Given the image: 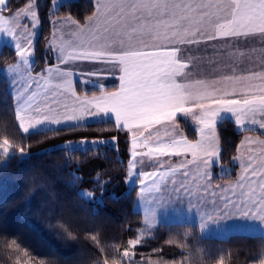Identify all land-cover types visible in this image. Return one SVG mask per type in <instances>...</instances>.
Listing matches in <instances>:
<instances>
[{"label":"trees","instance_id":"trees-1","mask_svg":"<svg viewBox=\"0 0 264 264\" xmlns=\"http://www.w3.org/2000/svg\"><path fill=\"white\" fill-rule=\"evenodd\" d=\"M54 0H38L39 33L34 74L54 63L49 50L53 19L70 17L85 24L96 11L95 0H67L52 11ZM28 0H10L14 13ZM11 45L0 51V264H262L264 237L236 233L204 236L198 224L160 223L147 227L136 210L139 184L129 188L131 134L112 119L24 132L17 102L4 68L18 62ZM79 92L82 86L77 85ZM116 89V85L105 90ZM92 88L88 94L101 93ZM185 136L197 131L178 120ZM220 165L232 166L245 132L233 119L216 125ZM113 139L86 150L60 146L68 141ZM4 140L15 150L7 163ZM21 152L25 155H21ZM215 180L233 179L237 167ZM83 192H87L84 194ZM136 240L133 246L129 241ZM128 251L129 256L123 255Z\"/></svg>","mask_w":264,"mask_h":264},{"label":"snow or ice","instance_id":"snow-or-ice-1","mask_svg":"<svg viewBox=\"0 0 264 264\" xmlns=\"http://www.w3.org/2000/svg\"><path fill=\"white\" fill-rule=\"evenodd\" d=\"M5 4L6 0H0V6ZM226 4L231 6L230 18L222 20L219 13L226 10ZM32 16L37 13L32 12ZM10 23L13 26L19 24L16 17L10 21L0 16V25ZM32 27L35 28L36 24ZM4 30L12 33L13 28ZM197 33L207 35L209 39L264 36V0H97L94 15L89 17L86 30H81L87 47L68 53L67 59L114 61L121 73L118 89L80 98L75 95L71 80L65 78L66 73H58L63 82L51 89L47 81L41 84L36 79L37 90L27 95L20 105L19 126L28 132L37 125H61L78 121L83 116L105 115L114 117L117 128L146 130L150 126L174 122L177 113H192L202 125L200 141L192 142L181 137L148 147L134 133L131 138L133 162L128 167L130 170L134 168L135 158L140 155L163 157L185 153H191V163L198 165L201 161L198 157L216 154L211 137L205 136L204 132L213 130L215 118L222 111L233 113L237 124L244 123V115L264 114V84L255 86L240 81L239 87L233 85L232 93H229L203 81L187 82L184 79L186 66L177 53L179 45L198 42L193 39ZM31 35H25L28 48L32 43ZM28 48L17 44V54L24 64L28 63ZM64 62L62 56L61 63ZM252 78L264 80V74L253 73ZM30 88H25V92ZM242 88L252 90L244 92ZM214 92L221 94L214 95ZM65 95L71 96L72 105L63 102ZM230 95L243 98H228ZM189 103L193 106L186 107ZM194 109L200 115L196 116ZM252 122L256 123L255 120ZM261 127L264 128V124ZM8 143V140L3 141L5 146ZM141 147H146L147 153L138 151ZM4 151L7 152L8 148L4 147ZM238 187L240 192H233L236 200L225 201V211L227 204L231 203L232 208L244 216L264 222V171L249 163ZM136 243V240L129 241L133 246ZM123 255L128 257V251Z\"/></svg>","mask_w":264,"mask_h":264},{"label":"crops","instance_id":"crops-1","mask_svg":"<svg viewBox=\"0 0 264 264\" xmlns=\"http://www.w3.org/2000/svg\"><path fill=\"white\" fill-rule=\"evenodd\" d=\"M9 1L10 0H6V4L4 6H0V16L8 18L10 21L12 17H16V20L19 22V24L18 26H13L11 23L9 25H0V51L5 45L13 46L16 49L17 53V44L21 45L22 47L28 48L25 40V35L28 33H32V35L29 37L32 43L31 47L28 48L29 55H27L30 62L34 57L35 44L39 32L38 14L35 17L32 16V12L37 13V8L33 7V5H25L16 10L14 13H5ZM96 2L97 0H95V3ZM224 8L226 10L219 13V18L222 20L230 18L231 13L230 5L226 4L224 5ZM29 22L32 23L30 24ZM88 23L89 19L85 24H79L70 17H56L53 19V33L49 41V50L51 51L54 58V63L47 67L48 71L46 69V73L44 72L42 74H34V78L28 79L29 81H25V79L22 80V78L18 80L19 77L17 78V80H15V83L18 84L17 90L19 91L17 93V103L19 102L20 93H23L26 98V96L31 94L32 91L37 90L34 84V81L36 79H39L41 84L47 81L49 89H51L56 84L63 82L58 73L63 72L67 74L69 71H72L71 66L73 65L77 67V72L79 74H83L87 79L91 80L86 81L83 85L85 90H87V87H93L94 85H91V82H98L101 78H103V74L116 76L119 75V66L116 65L114 61L67 59L68 53L79 52L87 47V44L81 36V30H86V26L88 25ZM33 24H36L35 28L32 27ZM8 27L13 28L12 33L4 30ZM193 39L198 42L179 45L180 51L177 53L178 58H180L181 62L186 66L184 68V79L187 82L195 83L196 81H203L208 85H214L217 88H224L229 93H232L233 85L239 87L240 81H243L245 84H252L255 86L264 84V80H261L259 78H252L253 73L264 74V36H260L259 34L239 38H227L218 36L216 39H209L207 35H201L197 33L193 37ZM53 41L55 42L53 43ZM151 43L152 41H149V44ZM246 44H249L254 49L248 48L249 50H246ZM62 56L65 58L64 63H61ZM21 62H23V60L19 56L18 63ZM49 69H51V71H49ZM49 72L50 76L48 77L47 75ZM70 77L71 76L68 74L65 78L70 79ZM112 85H116V89L110 91H115L119 87V83H113ZM29 86H31V88L26 93L25 88H28ZM106 87H109V85H107ZM14 88L16 90L15 86ZM93 88H100L102 90L106 89H103L100 86H94ZM72 89L74 90L75 95L80 98H90L92 96H99L101 94H87L86 92L84 93V91L83 93H79L77 88L73 84ZM251 90L252 89L248 88L241 89V91L244 92ZM61 91H63V89ZM209 91H212V89L210 88ZM213 94L220 95L221 93L214 92ZM228 98L241 99L243 97L240 95H230ZM37 99L39 100L41 99V97H38ZM63 99L65 103L72 105L73 100L71 96L65 95ZM192 106L193 105L191 103L186 105V107ZM194 113L196 116L200 115V112L196 109H194ZM108 118L115 121L113 116L99 115L83 116V118L78 120V122L88 119L100 121ZM192 118L195 119L192 113H189L187 115L184 113H177L174 122H167L161 125L150 126L146 130H126L130 132L131 138L135 133L141 139L143 144H147L148 147H154L156 144L161 142L169 143L174 139L186 137L181 127H173V125L180 124L178 120L184 119L189 121L197 131V138L195 140H190L187 137L186 138L192 142H197L202 139V125H200L199 123H194L192 121ZM226 118L230 117H225V119ZM242 118L244 120L245 126L255 125L252 121L257 120L259 123V120L264 119V114L256 113L254 116L248 114L242 116ZM233 120L236 122L235 119ZM218 123L214 125V128L211 132H209L208 130H205L204 132L205 136L211 137V142L214 145V150L216 153L215 155L209 157H198V161L201 160L198 165H194L191 163L193 159L191 153H185L180 156L168 155L163 157L140 155L135 159H142V161H144L143 166L146 169H144V172L139 173L138 177H140V181H143V177H147L149 175L153 177L158 175V177L153 179L158 183L161 182L160 180H164V178H162L161 176L165 171L167 172V174H169L170 170H166L167 165L171 166V175L174 176L173 179H176L174 181V188L178 193V195H176V198L180 201L179 206L183 204V200L185 201V205L191 204L192 206H196L198 205L200 199H204V202L202 203L203 209L196 211L195 218L193 217L191 219L192 221L187 222H185L186 219H184V222L182 223L198 224L201 231L202 225H209L207 228H213L214 230L219 231H242L245 229V223L243 219L244 215L238 210L233 209L231 203L227 204V211H225V201L229 199L235 201L236 196L233 195V192H231V190H224V188L221 187L223 185H226L224 183H233L235 181L240 183L241 176L244 174V168L249 163H251L253 167H257L260 171H264V134L260 130L255 128H246L244 130H241L249 131L245 132L242 137L238 154L234 157L232 166H227L232 169L233 167H237V174L233 179L216 181L214 179V167L220 165L221 151V144L216 131V125ZM147 150L148 149L146 147H141L140 149H138V151L142 153H147ZM235 158H237V163L234 162ZM132 160L133 158L131 155L129 163H131ZM153 164H155L156 166H153ZM152 167H156L157 170L151 169ZM222 169L225 168L220 165V175L230 174V172L222 174ZM239 192L240 191H236L235 193L238 194ZM175 205H178V203H175ZM142 214L144 215V213Z\"/></svg>","mask_w":264,"mask_h":264},{"label":"rangeland","instance_id":"rangeland-1","mask_svg":"<svg viewBox=\"0 0 264 264\" xmlns=\"http://www.w3.org/2000/svg\"><path fill=\"white\" fill-rule=\"evenodd\" d=\"M38 0H28L27 6L33 5V7H36ZM67 0H54L53 5H52V11H55L60 7V5ZM31 21V20H30ZM30 23V22H29ZM32 23V22H31ZM30 23V24H31ZM39 33V32H38ZM52 33H53V26H52ZM52 35V34H51ZM51 39V37H50ZM234 45V44H231ZM49 46V45H48ZM235 47V46H233ZM260 47V46H258ZM231 48V47H230ZM246 50H249L248 48H252L249 44H246ZM254 49V48H252ZM247 52V51H246ZM28 60L27 64H24L23 62L21 63H15L13 65H9L4 68V74L9 77L11 83V88L13 93L16 96V99L18 101V90H17V83H15L18 78L25 79V81H29L28 79H33L34 77V72L32 71L33 63H34V57L33 60L29 62L28 56L26 57ZM232 59V58H230ZM19 60V59H18ZM73 65L71 66L72 71H69L67 74H69L71 83L77 88V85H81L84 93L92 89L94 86H100L101 88H107V85H112L113 83H120L119 81V75H105L103 74V78H101L98 82H91V85H94L93 87L89 88L87 87V90L84 89V84L86 81L90 80L87 79L85 75H81L77 72V67ZM48 71V68H47ZM44 73V72H43ZM46 73V72H45ZM40 74V73H39ZM42 74V73H41ZM113 74V73H112ZM40 76V75H39ZM48 77L50 76V72L47 75ZM47 77V78H48ZM46 78V77H45ZM75 78V79H72ZM68 79V78H67ZM91 81V80H90ZM16 87V90L14 88ZM78 90V89H77ZM108 91V90H105ZM79 92V91H78ZM83 93V92H79ZM21 94V95H20ZM19 94V102L17 103V110L18 113L20 112V105L25 99V96L23 93ZM88 94V93H87ZM64 102V99H63ZM225 117H230L236 120V116L233 113L230 112H221L219 114L218 118H215V124L218 123L219 121H222L225 119ZM193 119V118H192ZM243 119V118H242ZM96 120H84V121H69V122H64L61 125H51L49 126L48 124H45L43 126L37 125L34 128H30L28 132L31 131H41V130H48V129H54V128H59V127H64L67 125H72V124H78V123H90ZM194 123H198L196 119L192 120ZM256 123L255 125H248L245 126V123L243 124H238L239 130H244L246 128H255L260 130L264 134V128L261 127V124H264V119L259 120V123L257 120H255ZM258 123V124H257ZM25 126H28V122L25 121ZM173 127H181L180 125L176 124L173 125ZM113 139H101V140H81V141H68L63 144H60V146H66L69 149H82L86 150L89 147H99L101 145L108 144L109 142H112ZM4 147L8 148V151H4ZM1 152L4 155L3 158V163H7L9 159L11 158L12 155H14L16 152L15 150L8 144L4 145L2 144L1 147ZM21 155H25V153L21 152ZM133 160L131 161V163ZM235 163H237V158L234 160ZM137 165V166H136ZM144 161L142 159L136 160L135 159V167L132 168L131 175L128 176V184L129 188L133 187L135 184H139V194L138 198L136 201V210L144 213L145 215V223L146 226L151 228L155 227L156 225L160 223H182L184 222V219H186L185 222L187 221H192L191 219L194 217L195 218V213L197 210H202V203L204 202V199H200L198 202V205L192 206L191 204L185 205V201L183 200V204L179 206L180 201L177 200L176 195L178 193L175 191V180L173 179V175H171V166L167 165L166 170H170L169 174L165 171L164 174L161 176L164 178V180H160L161 182L157 181L155 182L153 179L158 177L156 176H147L143 177V181H140V177H138L139 173L144 172L146 169L144 166ZM153 166H156L153 164ZM168 168V169H167ZM225 169H222V174L229 173L232 171V168L230 167H225ZM151 169L157 170L156 167H152ZM226 185H223L221 188H224V190L229 189L231 192H236L240 191L241 189L238 187L240 184L239 182H231V183H224ZM84 194H87V192H83ZM175 203H178V205H175ZM244 219V230L242 231H219V230H214L213 228H207L209 225H202V234L204 236H209V237H219V238H226L232 234L236 233H241V234H247V235H261L264 237V222L260 220H254L249 218L248 216H243Z\"/></svg>","mask_w":264,"mask_h":264},{"label":"bare ground","instance_id":"bare-ground-1","mask_svg":"<svg viewBox=\"0 0 264 264\" xmlns=\"http://www.w3.org/2000/svg\"><path fill=\"white\" fill-rule=\"evenodd\" d=\"M210 81V80H209ZM234 81V80H233Z\"/></svg>","mask_w":264,"mask_h":264}]
</instances>
